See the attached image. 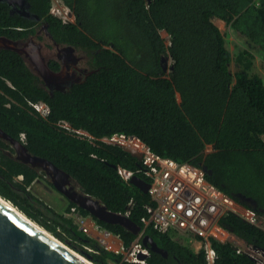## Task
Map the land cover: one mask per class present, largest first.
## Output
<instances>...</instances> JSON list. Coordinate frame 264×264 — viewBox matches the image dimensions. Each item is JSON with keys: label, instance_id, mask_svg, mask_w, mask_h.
<instances>
[{"label": "trees", "instance_id": "16d2710c", "mask_svg": "<svg viewBox=\"0 0 264 264\" xmlns=\"http://www.w3.org/2000/svg\"><path fill=\"white\" fill-rule=\"evenodd\" d=\"M30 1L34 12L50 20L57 39L86 50L85 64L93 72L69 89H48L21 53L0 49V127L68 172L110 210L125 213L130 208L131 219L168 252L165 256L149 247L144 264H209L204 251L143 222L152 196L117 168L137 170L140 157L101 138L136 134L156 152L202 167L211 182L264 216V76L253 70L258 57L264 66V0H62L76 16L67 23L50 12L52 0ZM215 18L249 45L236 53L235 72L232 51ZM31 21L11 14L8 2L0 0V35L20 37L19 25ZM164 57L171 58L170 65ZM40 101L50 107L46 115L32 104ZM15 150L0 136L2 196L95 263L136 264L103 246L66 214L77 207L88 216V209L70 200L61 213L37 197L30 187L43 172L18 160ZM94 219L120 236L125 247L139 237L143 241L142 231ZM220 223L264 249L261 224L232 211ZM212 244L219 264H261L238 252L232 241L213 239Z\"/></svg>", "mask_w": 264, "mask_h": 264}, {"label": "built area", "instance_id": "2783aa9c", "mask_svg": "<svg viewBox=\"0 0 264 264\" xmlns=\"http://www.w3.org/2000/svg\"><path fill=\"white\" fill-rule=\"evenodd\" d=\"M51 10L65 20H71L74 17L73 10L67 5L64 6V10L58 6H53ZM32 104L44 115L50 110L49 105L43 101ZM63 125L70 127L67 121H63ZM76 131L81 135L94 138L87 130L76 129ZM101 139L141 153V164L137 170L121 164L117 168L127 181H131L135 175L142 173L143 176H140L149 182L148 191L153 203L146 205L147 215L142 217L146 225L152 224L159 231L171 233L174 238L186 242L196 252L204 251L209 264H219L216 249L212 244L213 239L232 241L237 245L238 252L248 253L259 262L257 256H262L264 249L247 243L220 223L221 216L232 211L250 222L260 224L258 212L254 208L241 205L211 182L202 167L189 161L183 162L174 157L162 155L136 134L115 132ZM133 203L131 200L129 204L132 206ZM72 211L82 216L77 207H72ZM130 211L128 208L125 214L129 215ZM84 230L88 231L87 228ZM102 231L106 233L103 228ZM143 234L144 230L141 236ZM108 235L120 238L112 232ZM140 239L139 237L133 241L129 247H125L124 243L120 247L124 252H129V258L126 260L136 264L146 263L151 254L149 246ZM86 247L94 250L90 246Z\"/></svg>", "mask_w": 264, "mask_h": 264}, {"label": "water", "instance_id": "95a60500", "mask_svg": "<svg viewBox=\"0 0 264 264\" xmlns=\"http://www.w3.org/2000/svg\"><path fill=\"white\" fill-rule=\"evenodd\" d=\"M5 1L12 4L18 0ZM1 40L3 42L9 41L5 38ZM7 45L19 53L24 51L23 48L17 47L14 42H7ZM167 59V57L163 58L165 61ZM37 63H39L38 65L44 74L50 78H61V75L53 73L47 67L41 57L37 60ZM0 136L11 142L16 148L17 151L14 156L18 160L24 161L41 171H45L54 187L66 194L70 200L76 202L79 206L88 209L90 217L93 219L94 217H98L108 222L120 223L136 233L142 231V226L131 219L129 215L110 210L101 199L86 193L68 172L47 157L31 152L24 142L10 136L1 127ZM127 149L141 158L139 151L132 148ZM131 181L145 191H148L150 187L149 182L140 175H135ZM7 201L12 203L17 210L7 204ZM94 222L96 223V220ZM105 231L107 234L111 233L108 229H105ZM142 239L143 243L152 250L168 255L167 250L161 247L152 235L144 234ZM69 247L67 243L55 236L45 226L31 218L11 200L0 194V264H90L88 260L75 253L72 249L73 247ZM84 256L93 261L91 255ZM179 264L185 263L179 261Z\"/></svg>", "mask_w": 264, "mask_h": 264}, {"label": "flooded vegetation", "instance_id": "af4514ba", "mask_svg": "<svg viewBox=\"0 0 264 264\" xmlns=\"http://www.w3.org/2000/svg\"><path fill=\"white\" fill-rule=\"evenodd\" d=\"M8 4L10 5L11 14H19L32 19V21L28 24L19 25V29L23 33L20 37L0 35V49L10 48L15 50L11 46H8L7 42H14L17 47L23 48L24 51L21 54L28 60L31 68L38 74L45 87L48 89H69L76 82H82L93 72L89 64H85L89 59L86 50L80 49L69 42H63L57 39L51 29L50 20L34 12L31 9L33 4L30 0H18L12 4L8 2ZM50 12L53 13L52 10ZM55 16L61 18L65 23L76 21L75 13L71 20H65L58 15ZM2 38L9 41L3 42L1 40ZM40 57L46 63L47 67L53 73L61 75V78H50L44 74L38 65L39 63H37ZM36 58L37 60H35ZM22 136V139H24L25 135L23 134Z\"/></svg>", "mask_w": 264, "mask_h": 264}, {"label": "rangeland", "instance_id": "374dc122", "mask_svg": "<svg viewBox=\"0 0 264 264\" xmlns=\"http://www.w3.org/2000/svg\"><path fill=\"white\" fill-rule=\"evenodd\" d=\"M58 6L61 9L64 10V6H66L62 0H52V6ZM215 22L217 25H219L222 29V31L225 33L227 38V44L232 51L233 54V60L230 64L231 69L233 72H235L239 68V63L235 60L236 53L238 50L244 46H249L246 44L244 38L241 35H238L229 25L226 24L224 20H221L219 18H215ZM162 34L164 35L166 39V43H170V38L168 33L163 30ZM169 65L171 64V58L169 57ZM259 60V58H258ZM167 62V61H165ZM260 63L255 64V67L253 70L259 71L264 76V68L263 62L260 60ZM169 69V68H167ZM180 96V95H179ZM180 98V97H179ZM211 146H208L206 151H210ZM43 172V176L36 179L35 182L31 186V191L39 197L41 200L44 201V203H47L48 205L52 206L56 211L65 213L67 211L68 206L70 205V198L58 190L54 185L51 183L50 177L46 174L45 171ZM68 214H71L77 218V220L80 222V227L84 230V228H87L88 231H86L87 234L90 236L96 238L103 246L107 247L110 250L118 251L124 254L125 259L129 258V252H124L123 249H121V245L119 247L115 248H109L107 241L102 237L104 231H102V228L96 224L94 225L96 229H92L91 226L88 225V221L86 220V216H79L77 212H73L72 208ZM89 217V216H88ZM86 223V224H85ZM260 224L264 227V216L260 217ZM42 225V224H41ZM104 229V228H103ZM51 232V231H50ZM108 235V234H106ZM101 236V237H100ZM110 237H113L112 235H109ZM105 241V242H104ZM238 243V241H236ZM108 245V246H107ZM70 246V245H69ZM71 247V246H70ZM76 250V249H75ZM77 251V250H76ZM126 251V249H125ZM79 252V251H78ZM80 253V252H79ZM82 254V253H80ZM84 255V254H83ZM258 260L261 264H264V254L262 256H257Z\"/></svg>", "mask_w": 264, "mask_h": 264}, {"label": "bare ground", "instance_id": "6f19581e", "mask_svg": "<svg viewBox=\"0 0 264 264\" xmlns=\"http://www.w3.org/2000/svg\"><path fill=\"white\" fill-rule=\"evenodd\" d=\"M23 137V136H22ZM19 139V138H18ZM21 176V175H20ZM22 177V176H21ZM31 188V187H30ZM7 204H9L11 207H13L15 210H17V208L16 207H14L13 205H12V203H10L9 201H7ZM66 214H68V213H66ZM23 216H24V214H23ZM30 220V219H29ZM31 221V220H30ZM86 224V223H85ZM41 228H43L42 226H41ZM44 229V228H43ZM46 231V230H45ZM100 235H102V237L107 241V243H108V245L111 247V248H117V247H119L118 246V244H117V242H115V239L113 238V237H110L109 235H106V233H103V234H100ZM101 237V236H100ZM105 242V241H104ZM69 248H72V247H69ZM73 249V251H75V253H77L79 256H81L82 258H84V259H86V260H88V262H90V264H96L95 262H93V261H90L89 259H87L83 254H80L78 251H76L74 248H72Z\"/></svg>", "mask_w": 264, "mask_h": 264}, {"label": "crops", "instance_id": "0c3cea01", "mask_svg": "<svg viewBox=\"0 0 264 264\" xmlns=\"http://www.w3.org/2000/svg\"><path fill=\"white\" fill-rule=\"evenodd\" d=\"M258 63H260L259 60L256 61V64H258ZM262 68H264V66H262ZM92 219L93 218L90 217V215H89L88 218H86V220L88 221V225L91 226L92 229H96V228H94L95 227L94 225H96V224H95L94 220H92ZM113 238L115 239V242H117L118 246H120L121 244H123V240H121V238H118V237L116 238L114 236H113Z\"/></svg>", "mask_w": 264, "mask_h": 264}, {"label": "clouds", "instance_id": "9594fccd", "mask_svg": "<svg viewBox=\"0 0 264 264\" xmlns=\"http://www.w3.org/2000/svg\"><path fill=\"white\" fill-rule=\"evenodd\" d=\"M53 14H55V13H53ZM55 15H57V14H55ZM59 16V15H58ZM61 17V16H60ZM222 20V19H221ZM74 22V21H73ZM259 58V61L261 60L262 61V59L260 58V57H258Z\"/></svg>", "mask_w": 264, "mask_h": 264}]
</instances>
